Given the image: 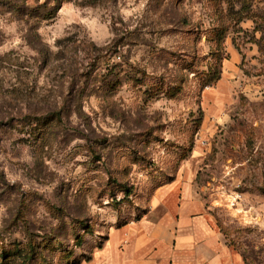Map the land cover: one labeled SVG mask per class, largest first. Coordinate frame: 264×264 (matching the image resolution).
<instances>
[{"label": "rangeland", "instance_id": "374dc122", "mask_svg": "<svg viewBox=\"0 0 264 264\" xmlns=\"http://www.w3.org/2000/svg\"><path fill=\"white\" fill-rule=\"evenodd\" d=\"M182 171L264 264V0H0V264H90Z\"/></svg>", "mask_w": 264, "mask_h": 264}, {"label": "crops", "instance_id": "0c3cea01", "mask_svg": "<svg viewBox=\"0 0 264 264\" xmlns=\"http://www.w3.org/2000/svg\"><path fill=\"white\" fill-rule=\"evenodd\" d=\"M90 264H247L223 238L192 178L157 186L143 216L113 229Z\"/></svg>", "mask_w": 264, "mask_h": 264}, {"label": "trees", "instance_id": "16d2710c", "mask_svg": "<svg viewBox=\"0 0 264 264\" xmlns=\"http://www.w3.org/2000/svg\"><path fill=\"white\" fill-rule=\"evenodd\" d=\"M44 8H47V6L45 5ZM48 16H50V18H53L55 15H53L52 13H50L49 15H48V14H47V15H42L41 17H42L43 19H47ZM170 180H171V179H170Z\"/></svg>", "mask_w": 264, "mask_h": 264}]
</instances>
